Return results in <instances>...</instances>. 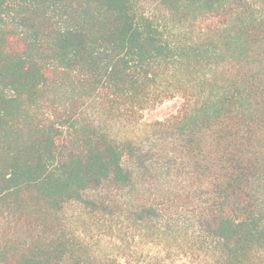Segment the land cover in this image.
<instances>
[{"label": "trees", "instance_id": "16d2710c", "mask_svg": "<svg viewBox=\"0 0 264 264\" xmlns=\"http://www.w3.org/2000/svg\"><path fill=\"white\" fill-rule=\"evenodd\" d=\"M0 264H264V0H0Z\"/></svg>", "mask_w": 264, "mask_h": 264}, {"label": "rangeland", "instance_id": "374dc122", "mask_svg": "<svg viewBox=\"0 0 264 264\" xmlns=\"http://www.w3.org/2000/svg\"><path fill=\"white\" fill-rule=\"evenodd\" d=\"M177 101L176 100H169L162 104L155 106L153 109H150L145 112L143 121L152 122L156 119H163L169 113L176 108ZM119 120V119H118ZM114 124V125H113ZM110 123L109 126L113 129L114 133H120L121 135H134V131L137 130V127H128L123 124H115ZM167 184L172 186V180H167ZM155 187V188H153ZM153 187H151L152 194L157 195L160 198H172V194L166 192L158 191L157 181H153ZM172 188V187H171ZM143 196V194H140ZM128 194L125 192L121 193L119 190H113L109 193V191H99L98 189H90L84 193V199L86 200H106L112 206L107 209L108 213L111 211L116 212V207L120 208L121 204H124L127 201ZM85 201H71L64 205L63 213L66 217L67 222L69 223L70 227L79 235L85 238L90 245L94 246V248L98 247H106L107 244L111 241V225L119 220L118 216H109L104 214L102 209L99 207H92L87 208L85 206ZM127 228V227H126ZM124 234L125 232L122 231ZM151 253L154 250H151Z\"/></svg>", "mask_w": 264, "mask_h": 264}]
</instances>
